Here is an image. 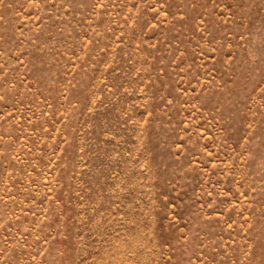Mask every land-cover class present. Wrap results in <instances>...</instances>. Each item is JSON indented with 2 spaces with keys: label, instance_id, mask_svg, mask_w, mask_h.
<instances>
[{
  "label": "rangeland",
  "instance_id": "rangeland-1",
  "mask_svg": "<svg viewBox=\"0 0 264 264\" xmlns=\"http://www.w3.org/2000/svg\"><path fill=\"white\" fill-rule=\"evenodd\" d=\"M0 264H264V0H0Z\"/></svg>",
  "mask_w": 264,
  "mask_h": 264
}]
</instances>
